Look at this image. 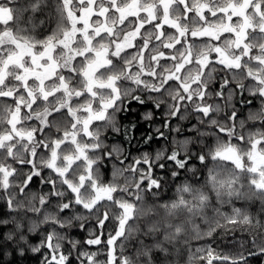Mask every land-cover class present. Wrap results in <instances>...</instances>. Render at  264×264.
Listing matches in <instances>:
<instances>
[{
    "label": "clouds",
    "instance_id": "clouds-1",
    "mask_svg": "<svg viewBox=\"0 0 264 264\" xmlns=\"http://www.w3.org/2000/svg\"><path fill=\"white\" fill-rule=\"evenodd\" d=\"M194 2L200 11L182 23V0H168L167 11L161 0H105L97 7L135 8L143 23L121 27V15L110 12L112 34L96 39L74 27L78 0H0L14 17L0 28L4 52L17 43L38 52L51 41L60 68L73 73L45 83L49 98L39 82L29 85L41 103L27 114L0 103V169L11 173L5 186L0 171V264H47L49 236L65 252L60 264H205L209 244L216 264H257V256L264 264V0ZM204 12L224 14L202 19ZM153 17L172 30L134 29ZM205 22L240 36L216 45L200 37ZM92 24L104 32V17ZM139 37L151 46L130 51ZM165 44L175 57L167 62ZM217 46L232 63L211 59ZM86 50L107 52L95 83L84 76L96 59ZM9 74L15 81V66ZM225 149L238 159L217 155ZM116 233L111 257L106 241L85 246Z\"/></svg>",
    "mask_w": 264,
    "mask_h": 264
},
{
    "label": "snow or ice",
    "instance_id": "snow-or-ice-1",
    "mask_svg": "<svg viewBox=\"0 0 264 264\" xmlns=\"http://www.w3.org/2000/svg\"><path fill=\"white\" fill-rule=\"evenodd\" d=\"M105 0H78L79 7L82 9V11H79L75 14V24L74 27L83 30L86 36L90 37L91 33L95 31L97 33L96 39H101L103 35H111L112 31L111 29L107 28L106 21H107V14L111 13H119L121 15L122 24L121 27H125L129 20H137L138 17H140L139 23H143V13L137 11L135 8L129 7L127 9H119V8H112L111 5L108 7H104L102 10L97 7L98 3H104ZM161 5L163 6L164 10L167 11L168 6V0H161ZM182 11L186 14L183 22H187V20L191 19L193 16H196L197 13L200 11L194 0H182L181 4ZM223 12L220 13H212L211 17L208 16L207 12L202 13V19L208 18V19H215L218 15H223ZM102 17L105 19V24L102 26L104 27V32L101 33L99 29L95 28L92 24V21L100 20ZM236 17L233 15H229L228 19L229 21L235 20ZM14 20V17L12 15L11 8L5 9L0 8V28H3L4 26L11 25ZM153 23L157 28H163V31L166 33L168 31H171L172 29L165 26L163 21L155 20L153 17L152 23H149L147 25H143V27H138L137 24H134L133 27L137 32H147L148 28L153 26ZM177 28H179V24L176 25ZM77 36L80 35V32L77 31ZM184 33L181 32V36H183ZM196 33H192L190 38H196ZM228 35H235L237 38L240 36V32L236 31L235 28L229 29L227 26H217V27H209L207 26V23L205 22L204 30L200 33V37L202 39H208L213 41L214 44L219 45L220 41H222L225 36ZM115 39V37H113ZM163 39V36L156 39V43H159L160 40ZM90 43H94V41L90 40ZM137 45H144L145 48L150 47L151 45H145L144 39L142 37L136 38L134 42L129 46L130 51H135ZM120 43L117 42L115 47L117 49L120 48ZM164 51L161 53V57L163 58V62H167L169 59H175V57H168L166 54L169 51L172 45L165 44ZM237 47H240V44L237 45ZM16 50L12 53L4 52L3 46H0V54H2V62H0V103L5 104H11L14 106H18L16 108V112L27 114L28 112L35 109V107L41 103L40 100L36 99V96L33 94L32 90L29 88V85L33 84L34 82H39L40 84V94H42L45 98H49V94L46 92L44 85L47 82H50L57 78L58 72H63L65 75H72L73 73L71 71H66V69L60 68L59 64L54 59L53 50L55 49V45L50 41L47 46H44L41 44L40 50L37 52L34 50V45H23V44H15ZM247 45L244 44L243 48H241V51H244L246 53ZM82 55H95L96 59L90 63L87 67V70L84 72V76L87 77L90 81V83H95L94 80H92V76L94 75L96 69L100 67V65L104 62L105 58L107 57V52L105 51L103 54L100 51H87L83 53ZM113 55H116V53H113ZM223 57V59H221ZM82 56L76 57V62H80ZM155 59V57H153ZM211 59L216 60L220 64H224L226 61L228 63H232L230 57L225 56L222 52L220 47H216L215 52L212 54ZM239 57H237V60ZM15 66L16 68V76L15 81L12 80L9 69L11 67ZM237 67H239V64H237ZM61 82H63V76L60 77ZM15 83L17 85L23 84V87H17L15 91H7L5 92L3 90L4 84H12ZM26 97L32 99V104L28 107L24 106L23 100L17 99V97ZM11 111V110H10ZM50 119L52 117H49ZM12 120L16 121V123H11L10 125L13 129V132H16L17 124L19 123V120L15 113L12 115ZM35 121H33L34 123ZM19 135V133L17 132ZM11 139V137H9ZM47 146L42 145L40 151L45 150ZM55 155V153H53ZM217 155L224 156L227 159H238L236 157L234 151L232 149H225L223 152H217ZM32 165H27V167H31ZM19 167V165H18ZM0 171L5 172V186H7V176L11 175V173H8L6 169H0ZM38 175V174H37ZM29 181H32L33 183L37 182L36 176H31L28 178ZM234 211H239V209H234ZM227 214V213H226ZM6 213L4 212L3 206H0V218H4ZM3 235V229L0 228V236ZM119 236V233H116L112 237H108L107 235L101 236L99 239L93 240L88 239L85 241V246L93 249L100 245L101 241H106L107 243L104 245L105 248L109 249V256H112V252L114 249L111 248L113 240H116ZM49 243L45 247L44 251L48 253L47 258V264H60L61 258L65 256V252L63 250H60L57 252V250L52 248L51 244V236L48 237ZM214 246L209 244L207 251V254L209 256V259L205 262V264H216L217 257L214 255L212 248ZM114 258V257H113ZM259 256L256 257V261L258 264ZM91 258L89 257L84 261V264H89V260ZM67 264H77V261L75 258H69L67 261ZM116 264H119V261L117 260Z\"/></svg>",
    "mask_w": 264,
    "mask_h": 264
}]
</instances>
